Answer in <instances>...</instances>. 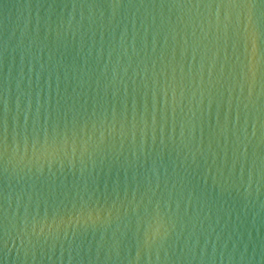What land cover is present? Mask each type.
<instances>
[{"label":"water","instance_id":"1","mask_svg":"<svg viewBox=\"0 0 264 264\" xmlns=\"http://www.w3.org/2000/svg\"><path fill=\"white\" fill-rule=\"evenodd\" d=\"M0 264H264V0H0Z\"/></svg>","mask_w":264,"mask_h":264}]
</instances>
